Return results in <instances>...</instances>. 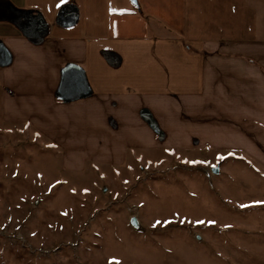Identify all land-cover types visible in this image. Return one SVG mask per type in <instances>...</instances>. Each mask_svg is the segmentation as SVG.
Listing matches in <instances>:
<instances>
[{
    "label": "rangeland",
    "instance_id": "374dc122",
    "mask_svg": "<svg viewBox=\"0 0 264 264\" xmlns=\"http://www.w3.org/2000/svg\"><path fill=\"white\" fill-rule=\"evenodd\" d=\"M12 60L0 47V264H264V145L249 128L213 127L226 116L209 111L202 129L196 100L172 98L101 138L87 103L67 106L87 98L78 66L41 106L4 84Z\"/></svg>",
    "mask_w": 264,
    "mask_h": 264
},
{
    "label": "crops",
    "instance_id": "0c3cea01",
    "mask_svg": "<svg viewBox=\"0 0 264 264\" xmlns=\"http://www.w3.org/2000/svg\"><path fill=\"white\" fill-rule=\"evenodd\" d=\"M0 47L13 54L4 84L41 106L63 67L78 66L87 98L67 106L87 103L101 138L127 113L191 98L202 129L209 111L223 113L213 127L249 128L264 145V0H0ZM95 102L110 103L99 123Z\"/></svg>",
    "mask_w": 264,
    "mask_h": 264
},
{
    "label": "water",
    "instance_id": "95a60500",
    "mask_svg": "<svg viewBox=\"0 0 264 264\" xmlns=\"http://www.w3.org/2000/svg\"><path fill=\"white\" fill-rule=\"evenodd\" d=\"M134 5H138V0H130ZM214 173H217L218 172V169L217 168H213L212 170Z\"/></svg>",
    "mask_w": 264,
    "mask_h": 264
},
{
    "label": "trees",
    "instance_id": "16d2710c",
    "mask_svg": "<svg viewBox=\"0 0 264 264\" xmlns=\"http://www.w3.org/2000/svg\"><path fill=\"white\" fill-rule=\"evenodd\" d=\"M77 70H78V69H77ZM78 71H79V73H81L80 70H78ZM69 72H71V68L69 69ZM81 79H82V75H81ZM82 81H83V80H82ZM82 81H80V82H82ZM83 86H84V87H83ZM82 87H83L84 89L86 88L85 82L81 83L80 89H81Z\"/></svg>",
    "mask_w": 264,
    "mask_h": 264
}]
</instances>
